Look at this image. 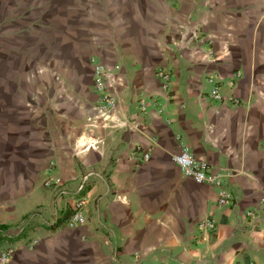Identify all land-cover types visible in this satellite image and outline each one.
<instances>
[{"label": "crops", "instance_id": "0c3cea01", "mask_svg": "<svg viewBox=\"0 0 264 264\" xmlns=\"http://www.w3.org/2000/svg\"><path fill=\"white\" fill-rule=\"evenodd\" d=\"M97 66L116 100L108 121ZM85 138L100 144L80 152ZM184 147L227 204L173 161ZM81 197L87 220L69 226ZM8 247V264H264V0H0Z\"/></svg>", "mask_w": 264, "mask_h": 264}, {"label": "built area", "instance_id": "2783aa9c", "mask_svg": "<svg viewBox=\"0 0 264 264\" xmlns=\"http://www.w3.org/2000/svg\"><path fill=\"white\" fill-rule=\"evenodd\" d=\"M241 72H236L235 76H240ZM157 76L161 79V87L164 91H168L171 84V73L165 68H159L157 70ZM107 73L102 66L96 67V76L94 80V85L97 92L100 94V101L97 105V110L100 116L104 119V121H108L111 117L112 111L116 106V100L113 95L108 91L106 80ZM234 78H231L229 85L233 86ZM211 95L216 100H224V96L220 93L218 85L215 86ZM234 103H238V98H231ZM100 144V139L97 138H85L81 139L79 144L80 152H85L87 150L96 149ZM149 158V154H144V159L147 160ZM173 161L181 168L183 174L186 177H189L197 182H207L211 183L214 186L218 187V203L220 205L227 204L232 196L230 192L225 188L223 184V180L219 178L213 171H211L210 165L207 161L196 158L189 150L188 147H184L180 152L175 153L172 157ZM93 173H90L84 177L83 182L79 186V190H83L86 182L89 180V177ZM57 179L49 178L45 180V186L51 187L55 183H57ZM86 205V199L81 197L77 200L75 209L72 215L68 218L67 224L69 226H76L85 224L87 218L84 213V207ZM247 216L251 218L256 217V212L254 210L247 211ZM202 228L204 229H214L215 222L211 219H206L202 224ZM13 253V248H2L0 249V264H8L11 255Z\"/></svg>", "mask_w": 264, "mask_h": 264}]
</instances>
